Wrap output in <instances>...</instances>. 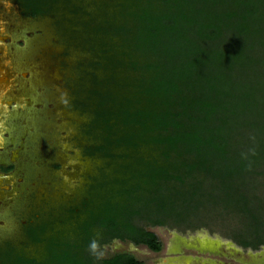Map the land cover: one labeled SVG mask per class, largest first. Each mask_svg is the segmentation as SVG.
I'll use <instances>...</instances> for the list:
<instances>
[{"label": "trees", "instance_id": "16d2710c", "mask_svg": "<svg viewBox=\"0 0 264 264\" xmlns=\"http://www.w3.org/2000/svg\"><path fill=\"white\" fill-rule=\"evenodd\" d=\"M119 7L120 25L109 28L121 36L120 65L138 74L126 95L106 98L108 145L156 154H121L128 163L113 179L117 188L73 236L45 239L41 261L18 256L11 264H145L129 252L101 258L100 249L119 239L158 252L162 241L146 225L194 229L214 211L248 217L251 227L234 238L264 245V219L251 208L261 196L243 191L246 178L264 177V0H122ZM93 240L99 258L89 251Z\"/></svg>", "mask_w": 264, "mask_h": 264}, {"label": "rangeland", "instance_id": "374dc122", "mask_svg": "<svg viewBox=\"0 0 264 264\" xmlns=\"http://www.w3.org/2000/svg\"><path fill=\"white\" fill-rule=\"evenodd\" d=\"M15 1L16 9L0 2L13 32V38L5 33L0 17L7 37L0 36V69L9 72L0 81V168L16 165L0 172V264L18 256L43 260L45 239L73 236L117 188L113 179L124 176L128 163L121 154H156L149 146L108 145L106 98L126 95L138 74L120 65L121 36L109 28L120 25L122 0ZM259 18L264 22V9ZM27 66L25 75L20 70ZM246 180L243 191L261 196L251 208L264 219V177ZM214 212L194 229L140 222L157 234L161 251L113 239L100 257L129 252L145 264H264V245L244 247L234 238V230L251 227L248 217Z\"/></svg>", "mask_w": 264, "mask_h": 264}, {"label": "bare ground", "instance_id": "6f19581e", "mask_svg": "<svg viewBox=\"0 0 264 264\" xmlns=\"http://www.w3.org/2000/svg\"><path fill=\"white\" fill-rule=\"evenodd\" d=\"M8 5H10L11 6V8L12 9H16V8H14L13 6H16L18 3L16 2V4H15V2H14V0H4ZM0 2H1V0H0ZM19 5V4H18ZM5 9V3H0V17H1V19L4 21V24H5V26H4V30H5V33H7V34H10L11 36H12V38H13V32H12V30H11V23H10V14H8V10H4ZM3 14V15H2ZM6 18H7V21H6ZM3 30V31H4ZM4 33H0V36H3L4 37V39L5 38H7V37H5L4 35H3ZM6 35V34H5ZM3 37H1V38H3ZM10 37V36H9ZM12 40V39H11ZM9 46V45H8ZM10 47V46H9ZM11 50V49H10ZM10 53H11V56H12V58L14 59V57H13V55H12V50L10 51ZM28 67L29 66H27V67H25V69L24 70H20V72L21 73H23V74H30V72L31 71H28ZM17 71V70H16ZM18 72V71H17ZM8 73L9 72H6L5 70H4V68L2 67V69H0V81L1 80H7L8 79Z\"/></svg>", "mask_w": 264, "mask_h": 264}, {"label": "clouds", "instance_id": "9594fccd", "mask_svg": "<svg viewBox=\"0 0 264 264\" xmlns=\"http://www.w3.org/2000/svg\"><path fill=\"white\" fill-rule=\"evenodd\" d=\"M98 242L96 240H93L89 246V251L93 254V255H97L98 256ZM99 258V256H98Z\"/></svg>", "mask_w": 264, "mask_h": 264}, {"label": "flooded vegetation", "instance_id": "af4514ba", "mask_svg": "<svg viewBox=\"0 0 264 264\" xmlns=\"http://www.w3.org/2000/svg\"><path fill=\"white\" fill-rule=\"evenodd\" d=\"M0 166H3V165L1 164ZM2 168H3V167H2ZM15 168H16V165L13 164V166H12L10 169H8V170H6V169H4V168H3V169L0 168V172H1V173H5V174H6V173H10V172H13L12 170L15 169Z\"/></svg>", "mask_w": 264, "mask_h": 264}]
</instances>
